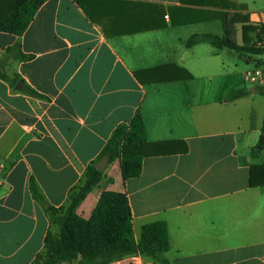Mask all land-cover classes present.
<instances>
[{
    "label": "crops",
    "instance_id": "obj_1",
    "mask_svg": "<svg viewBox=\"0 0 264 264\" xmlns=\"http://www.w3.org/2000/svg\"><path fill=\"white\" fill-rule=\"evenodd\" d=\"M117 1L141 5L111 4L95 23L74 0H48L24 35L0 32V58L17 42L32 56L10 61L7 73L44 97L0 79V264H31L44 247L50 221L31 179L49 205L65 206L114 131L138 112L147 138L141 174L125 181L119 160L108 165L78 216L89 220L104 193L126 194L137 242L144 226L166 223L170 250L160 259L264 264V185L250 187L251 168L264 165V83L246 85L264 56L186 45L194 35L223 36L233 15L244 17L233 26L242 44L244 26L264 25V0ZM145 22L162 28L126 34ZM177 68L193 78L168 80ZM242 88L247 96L228 99ZM111 264L158 263L131 256Z\"/></svg>",
    "mask_w": 264,
    "mask_h": 264
},
{
    "label": "trees",
    "instance_id": "obj_2",
    "mask_svg": "<svg viewBox=\"0 0 264 264\" xmlns=\"http://www.w3.org/2000/svg\"><path fill=\"white\" fill-rule=\"evenodd\" d=\"M48 0H3V16H0V32L22 36L32 23L36 12ZM82 8L91 22H99L101 10L111 4L140 6L117 0H74ZM107 16V17H106ZM244 17L233 15L224 22V35H194L188 39V48L198 43H208L214 48L233 50L239 54L264 56V25L244 26L242 44L237 43L233 30L234 24L243 22ZM142 23V22H141ZM161 26H152L145 22L139 29L132 27L126 34L144 30H154ZM255 32L253 37L250 32ZM32 56L22 52L21 43L8 47L0 58V79L14 88L18 82L24 84L22 91L26 96L44 99L42 95L30 88L18 75H9L7 67L12 60L28 61ZM180 75H171L168 80H188L193 76L182 68H177ZM141 80L140 73L135 74ZM175 79H174V78ZM264 94V87L262 88ZM249 91L245 88L234 90L228 96L233 101L245 97ZM264 134V123L262 128ZM147 145L146 128L140 112L129 125L119 126L108 140L98 158L91 162L80 181L69 191L67 204L56 208L48 204L46 197L39 190L35 181H30V192L33 199L45 210L50 227L44 239V247L31 264H111L131 256L151 258L158 264H171L159 258V254L170 250L168 228L165 222H155L144 226L140 240L137 242L133 232L132 212L126 194L107 192L101 195L98 205L89 220L77 214V208L85 197L105 178V171H99L95 164L102 157H109V165L116 160L121 163L125 181L138 177L142 172L143 160L146 157L144 148ZM264 145L257 148L260 149ZM254 152V150L252 151ZM264 171V165L251 168L250 187L264 185V179L255 181L254 171ZM263 173L264 172H260ZM264 176V175H263ZM79 255L82 258L79 260Z\"/></svg>",
    "mask_w": 264,
    "mask_h": 264
},
{
    "label": "built area",
    "instance_id": "obj_3",
    "mask_svg": "<svg viewBox=\"0 0 264 264\" xmlns=\"http://www.w3.org/2000/svg\"><path fill=\"white\" fill-rule=\"evenodd\" d=\"M168 17V16H167ZM262 45H264V42L261 43ZM249 80L251 83H259L262 84L264 83V69L261 67H257L254 71H252L249 75ZM2 167H0V173H1V169Z\"/></svg>",
    "mask_w": 264,
    "mask_h": 264
},
{
    "label": "water",
    "instance_id": "obj_4",
    "mask_svg": "<svg viewBox=\"0 0 264 264\" xmlns=\"http://www.w3.org/2000/svg\"><path fill=\"white\" fill-rule=\"evenodd\" d=\"M22 88V84L21 83H18L16 85V89H21ZM260 144H264V136L261 137L260 139ZM109 165V157L108 156H104L102 157L96 164V168L101 171V172H104L106 170V168L108 167ZM82 258L81 255H79V260Z\"/></svg>",
    "mask_w": 264,
    "mask_h": 264
},
{
    "label": "rangeland",
    "instance_id": "obj_5",
    "mask_svg": "<svg viewBox=\"0 0 264 264\" xmlns=\"http://www.w3.org/2000/svg\"><path fill=\"white\" fill-rule=\"evenodd\" d=\"M244 66H246L244 63H242ZM247 67H249V68H254L255 67V64L254 63H252V64H249ZM261 68H263L264 69V64L262 65V66H260ZM246 85H247V89L249 90V91H251L252 90V88L254 87V86H257L258 87V89H260V84L259 83H251L250 82V80H249V77L247 78V83H246ZM260 140V139H259ZM264 157V156H263Z\"/></svg>",
    "mask_w": 264,
    "mask_h": 264
}]
</instances>
